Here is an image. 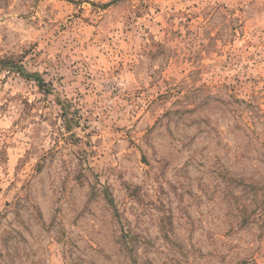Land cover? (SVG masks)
Listing matches in <instances>:
<instances>
[{"label":"rangeland","instance_id":"obj_1","mask_svg":"<svg viewBox=\"0 0 264 264\" xmlns=\"http://www.w3.org/2000/svg\"><path fill=\"white\" fill-rule=\"evenodd\" d=\"M0 264H264V0H0Z\"/></svg>","mask_w":264,"mask_h":264},{"label":"trees","instance_id":"obj_2","mask_svg":"<svg viewBox=\"0 0 264 264\" xmlns=\"http://www.w3.org/2000/svg\"><path fill=\"white\" fill-rule=\"evenodd\" d=\"M39 85H40L41 87L44 85L42 80H39Z\"/></svg>","mask_w":264,"mask_h":264}]
</instances>
